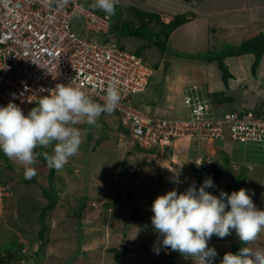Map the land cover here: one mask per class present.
I'll return each instance as SVG.
<instances>
[{
    "label": "rangeland",
    "instance_id": "1",
    "mask_svg": "<svg viewBox=\"0 0 264 264\" xmlns=\"http://www.w3.org/2000/svg\"><path fill=\"white\" fill-rule=\"evenodd\" d=\"M92 3L93 0H80V4L89 9H93L90 7ZM215 3V0H211L207 5L212 7ZM130 4L141 11L157 14L166 23L174 15H181L178 10H173V13L165 10L164 7L174 4V1L119 0L117 6L123 11L121 21H130L137 27L138 23L126 12ZM188 17L192 19V16ZM197 22L202 24L198 29L192 28L191 24L171 36L170 46L164 54L150 45L153 40L151 35H148V39L121 35L113 37L126 49L140 52L152 69L147 92L133 95V100L139 108L146 112L152 110L155 113L151 114L156 116L187 118L189 112L184 104L185 88L198 85L203 89V94L219 92L216 94L220 97L231 96L224 108L240 110L242 105H247L254 109L255 98H259V102L261 97L245 87L244 82L236 84L237 88L235 83L232 85L229 82V91L224 85L217 62L210 65L208 58L203 56L210 49L212 53H219L223 49L239 47L244 41L238 40L236 43L241 42L239 46H235L234 42L228 45L222 42L221 48H217V45L213 47L206 21L197 19ZM151 28L154 32L159 31L156 22ZM260 33H264V24L252 26L246 35L249 39ZM193 41L202 44L204 48L193 45ZM250 55L253 57L256 54ZM224 61L230 71L232 68L236 72L239 70L232 67L225 58ZM193 62L199 63L196 64L197 68L205 67L204 73L200 74L201 71L193 67L187 73L184 65ZM155 66H158L157 70ZM237 75L241 77L240 73ZM222 91L227 93H220ZM155 92L170 100L166 101V108H163L162 103L156 104L158 96H155ZM165 112L168 114H163ZM102 119L108 121L109 127L103 129L100 123ZM97 125L92 127L85 122L76 125L81 129L82 144L78 154L69 158L63 169H50L41 156L39 163L33 166L37 174L30 179L31 183L24 178L23 166L13 162L12 170L5 171V180L0 179L8 192L6 206L0 207V264H195L192 258L165 249L162 238L158 239L151 224L154 200L172 190H178V194L185 192L193 182L196 183L194 170L180 166L174 151H154V154L139 151L124 130L118 129L115 112L111 115L101 114ZM190 148V158L194 165L197 166L200 159L206 158L224 167L225 178L214 182L215 187L206 189L215 196L220 195V190L229 195L240 190L237 187L241 182V165L243 172L251 163L255 168L264 167L261 153L254 149L246 151L248 148L237 142L209 143L194 139ZM51 150L52 145L47 149L37 148V151H48L50 154ZM52 170L54 177L50 178ZM176 178L180 183L173 182ZM51 186L59 198L58 205L47 220L48 232L40 239L42 225L38 217L41 205L47 203L43 190L50 192ZM199 187L197 185V189ZM243 187L245 189L246 186ZM254 191L250 190L248 194ZM82 202L86 204L84 212H80ZM235 235V230H231L228 240H234ZM212 238L220 239L217 236ZM211 242L213 240L208 241L209 248L219 251H230L236 243L232 241L214 246L216 244ZM157 248L160 249L159 254H156ZM35 250L40 251L36 254ZM164 253L169 256L164 257Z\"/></svg>",
    "mask_w": 264,
    "mask_h": 264
},
{
    "label": "built area",
    "instance_id": "2",
    "mask_svg": "<svg viewBox=\"0 0 264 264\" xmlns=\"http://www.w3.org/2000/svg\"><path fill=\"white\" fill-rule=\"evenodd\" d=\"M110 28L109 16L80 0H68L63 7L58 0H0V107L12 101L27 115L40 97L49 95L42 90L73 79L74 87L103 103L105 89L115 84L121 95L115 111L141 147L155 149L183 138L229 139L264 154V117L245 108L222 116L202 99L197 86L185 91L187 118L155 117L140 110L132 95L146 89L149 68L142 55L109 41ZM7 196L0 181V207Z\"/></svg>",
    "mask_w": 264,
    "mask_h": 264
},
{
    "label": "clouds",
    "instance_id": "3",
    "mask_svg": "<svg viewBox=\"0 0 264 264\" xmlns=\"http://www.w3.org/2000/svg\"><path fill=\"white\" fill-rule=\"evenodd\" d=\"M67 2L68 0H58V7H63ZM180 2L186 3L188 0L174 1V3ZM118 3L119 0H94L90 7L103 11L107 16L111 17L115 15ZM165 10L170 12L167 8ZM191 13L186 12V14ZM175 16L177 15H174L173 18ZM110 36L109 41L121 48L118 45L121 43L113 39L115 35L110 33ZM123 50L128 49L125 48ZM146 64L149 71H152L147 61ZM151 77L152 75H150L146 89L133 95L146 93ZM73 80L68 85L56 84L54 89L42 90L48 91L49 95L40 97L38 104L27 115L12 101L6 107H0V151L7 156L11 165L14 162L23 166L25 179L30 180L37 174L33 166L39 163L41 156L46 160L50 169H63L69 158L78 154L82 144L81 129L76 127V125L85 122L89 126L97 127V119L101 114L111 115L121 100L120 91L115 84L107 86L105 94L101 97L103 103H98L81 87H74ZM194 86L198 87L199 95L203 100H207L214 112L223 116L230 110L238 111L224 108V105L228 102L219 104L220 102L215 101V95H218L216 93L219 92L203 94V89L200 86ZM190 88H185V91ZM226 88L229 91L231 90L229 85ZM220 93L226 94L227 92L222 91ZM212 95H214V98H212ZM135 104L137 103L135 102ZM241 108H245L247 112L254 113L257 117H264V110L260 109V106L259 108L250 109L247 105H242ZM139 109L142 110L141 108ZM142 111L146 112L145 110ZM150 111L146 113L156 117V115L151 114L155 112ZM163 114L167 115L168 112ZM128 138L134 147H138L142 152H148L149 154H154L151 151L160 153L174 151L178 161L181 153L187 152L190 155V147L194 139L209 143L227 142L207 138H194L188 140V148H185L181 141L188 138H183L170 143L168 146L146 149L135 142L131 138L130 133ZM50 145H52L51 154L48 151H37V148L47 149ZM253 151L260 153L258 150ZM261 154L264 157V154ZM190 160L192 165L188 170H194L196 183L193 182L183 193L178 194V190H172L165 195L157 197L151 208L154 214L151 217V224L154 231L158 234V239L162 238V246L165 249L170 248L172 251H178L182 255L190 257L195 261V264H214L218 253L215 248H209L208 246V241L212 236L216 235L223 239L231 234V230H235L237 237L244 245H254L259 235L264 233V210H259L253 203L251 196L248 194L249 190L246 184H244L246 186L245 189L241 187L239 191H233L230 195L223 190H220L219 196L212 195L206 191L208 188L215 187L214 182L225 178V170L221 164L212 161V159H200L201 161L197 166L194 165L191 158ZM204 161L218 165L223 170V177L215 181L203 174L200 170V165ZM179 164L183 166L180 161ZM253 169L254 165L248 164L245 174L248 175V171L251 172ZM6 170L11 171L12 169L7 168ZM242 170L243 167L241 165L239 174L241 182L238 186L243 185L242 178L245 175ZM17 171H19V168ZM200 176H202V185L197 189ZM173 182L180 183L178 178L174 179ZM7 200L8 197L5 198V206ZM229 208L230 210H228ZM155 251L156 254H159L160 249L157 248ZM220 264H264V250H257L252 246H244L237 254L226 253Z\"/></svg>",
    "mask_w": 264,
    "mask_h": 264
},
{
    "label": "crops",
    "instance_id": "4",
    "mask_svg": "<svg viewBox=\"0 0 264 264\" xmlns=\"http://www.w3.org/2000/svg\"><path fill=\"white\" fill-rule=\"evenodd\" d=\"M189 1L190 2H186V3L180 2V3L170 4L169 6L167 5L165 7L168 10H170L171 13H173V10H178V12L180 13L192 12L191 14H194L195 18H193L191 22H189L185 26L193 24L192 28L196 27L198 29L202 24H198L197 19L205 20L208 25L209 33H211L209 39L214 43V45H212L213 47L219 46L217 48H221L222 42L225 43V45L226 44L228 45L229 43L232 42L236 43L240 39L241 42L248 40L246 32H248L250 28L252 29V26L255 27L256 25L259 26L261 24H264V0H228V1L215 0L216 3L212 7H208L207 5L211 0H189ZM217 38L219 39L220 42L217 40ZM241 42L236 43L235 46H239ZM192 44L198 45L199 48L202 49L204 48L202 44H199L197 41H193ZM236 48L238 47H234L233 49L235 52H236L235 50ZM217 55H218L217 52L216 53L214 52L212 53V55L209 56L216 57ZM257 58H258L257 55L251 57L249 53L248 55L244 54L240 56L230 57L227 58L226 60L230 62L232 67L239 69L237 72L241 74V77H239L237 75L238 73L236 72V70L232 68V70L230 71V68L227 65L231 73V79L229 80V82L232 83V85L233 83H235L236 85L241 82H244L245 87H248L250 91L254 92L255 94L257 93L261 97L259 102H258L259 98L258 99L255 98L256 101L254 102V106L257 108H259L260 106V109L264 110V55L261 56L259 65L257 69L254 70L253 66ZM213 62L214 61H210V65H213ZM196 64L199 63L193 62L192 64L184 65V67H186L187 73H190V71H192V67L197 70H200L201 71L200 74L204 73L203 71L206 70L205 67L198 66L199 68H197ZM216 65L218 66V64ZM251 98L252 100H254L253 97ZM182 143L184 144L185 148H188V139L183 140ZM252 171L253 173H248V175H246L245 172H243L247 177L242 178L243 179L242 183L243 185L244 184L248 185L247 189L249 191L255 190L254 195L250 194L253 203L256 205L257 208H260V210H264V167H260V168L254 167ZM243 185L238 186L237 188L241 189ZM258 192H259V196H258ZM235 236H234V240H232L233 243L240 241L239 238ZM211 240H213V242L211 243L216 244L214 246H219L221 244H226L227 242L228 243L232 242L229 241L227 237L223 239L220 238L217 240L211 238L209 241ZM247 246H252L257 250H264V233H261L259 235L254 245H247Z\"/></svg>",
    "mask_w": 264,
    "mask_h": 264
},
{
    "label": "trees",
    "instance_id": "5",
    "mask_svg": "<svg viewBox=\"0 0 264 264\" xmlns=\"http://www.w3.org/2000/svg\"><path fill=\"white\" fill-rule=\"evenodd\" d=\"M118 8L119 7L116 6L115 15H113L112 16L113 18L111 19L110 33L112 35L136 37L138 39H148V35H151L153 40H151L152 43L150 45L152 47H157L163 54L167 52L168 47L170 46L169 40L171 39V36H173L180 28H182L183 26H185L186 24L191 22V20L193 18H195L194 14H186L185 13V14L175 16L170 22L166 23L162 19H160V17L157 14L149 13L147 11H141V10L135 8L134 5L130 4L126 8V12L138 23V27H137L135 24H133L130 21H121L123 11L121 12L120 8L119 9ZM92 10L99 13L100 15H103V16L106 15L103 11L94 10V9H92ZM188 16H192V19H189ZM155 22L159 26L158 32H154L153 29L151 28V25ZM119 23H121V24H119ZM118 45L122 49H125L124 45H122V44H118ZM235 50H236V52L233 49H230V50L223 49L222 51L217 53L218 55L216 57H218V58H216V59L214 58V56H209V55H212L211 51H208V53L206 55H203L205 59L208 58L209 62L210 61H217L218 68L222 73V79H223V82L226 85V87L229 85V80L231 79V73L229 71V68L225 64L224 58L227 59L230 57L240 56V55L249 54V53L250 54L255 53L258 58L254 62L253 69L256 70L258 65H259L260 58L264 54V53L258 54L254 51H244L242 48V45L239 46L238 48H236ZM136 54L141 55L140 52H138V51L136 52ZM220 54H222V55H220ZM157 68H158V66H155L156 70H157ZM155 96H158L156 104L162 103L163 108H166L168 106V103H166V101H168L167 96L165 97L162 95H158V94H156V92H155ZM212 98H214V95H212ZM159 99H160V101H158ZM215 99H216L215 101L220 102L219 104H222L223 102L229 103L231 96L230 97H226V96L220 97L219 95H215ZM35 106L36 105H34L33 107H35ZM115 113H116L117 119H118V129L124 130L125 134L127 136H129V131L123 127L122 123H120L117 112H115ZM100 123L103 124V129H105L107 126L109 127L108 121H105L104 119H102V121L100 120ZM225 128H228V125H225ZM224 141L228 142L230 140L227 139ZM138 149L140 151H142L140 148H138ZM151 152H154V151H151ZM228 159H230V158L228 157ZM226 162H227L228 166H231V164H229V161H226ZM7 168L12 169V165L10 163V160L7 158V156H5L2 153V162L0 164V179H1V181L5 180L4 174H5V170ZM222 168L224 169L223 166H222ZM133 176H134V178H137L136 175H133ZM53 177H54V170H52L50 173V178H53ZM28 181H29V183H31L30 180H28ZM43 194H44V197L47 198V203L45 205H41V207H40L41 211H40V214L38 217V219L40 221L39 222L40 226L42 225V228H41L40 233H39L40 239H43L45 236V233L48 232L47 220L50 219L51 213L57 207L58 200H59L57 193L55 190H53L52 186H51L50 192L47 191L46 189H44ZM84 210H86V204L82 202L80 204V212H84ZM77 215L79 216L80 214H77ZM244 246H247V245H244L241 241H239V242H236L233 244V248L230 251L216 250L218 253V256L215 259L214 264H220V261L222 260L223 256L226 253L231 252L233 254H237L239 252V250ZM32 247H33V245H31V248ZM39 251L40 250H37V251L35 250L36 254H38ZM168 256L169 255H166L164 253V257H168Z\"/></svg>",
    "mask_w": 264,
    "mask_h": 264
},
{
    "label": "water",
    "instance_id": "6",
    "mask_svg": "<svg viewBox=\"0 0 264 264\" xmlns=\"http://www.w3.org/2000/svg\"><path fill=\"white\" fill-rule=\"evenodd\" d=\"M242 48L244 51H254L258 54H261L264 52V34H260L255 36L254 38L245 41L242 44ZM179 161L182 163L183 167L186 169H189L192 165V162L190 160L189 153H181L179 155ZM200 170L203 172V174L207 175L208 177H211L213 180L218 181L223 177V170L214 163H207L204 161L200 165ZM199 186L202 185V176H200L198 180ZM171 250L170 248H166Z\"/></svg>",
    "mask_w": 264,
    "mask_h": 264
},
{
    "label": "bare ground",
    "instance_id": "7",
    "mask_svg": "<svg viewBox=\"0 0 264 264\" xmlns=\"http://www.w3.org/2000/svg\"><path fill=\"white\" fill-rule=\"evenodd\" d=\"M185 140V139H184Z\"/></svg>",
    "mask_w": 264,
    "mask_h": 264
}]
</instances>
